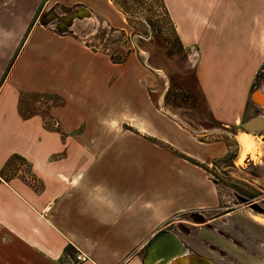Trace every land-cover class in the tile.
<instances>
[{"label":"crops","instance_id":"1","mask_svg":"<svg viewBox=\"0 0 264 264\" xmlns=\"http://www.w3.org/2000/svg\"><path fill=\"white\" fill-rule=\"evenodd\" d=\"M51 1L0 0V264H80L74 260L77 251L89 256L82 264H143L157 231L177 216L216 205L217 189L202 164L214 163L227 147L202 142L198 137L206 135L182 131L159 115L134 59L115 64L78 35L42 26ZM82 3L79 7L110 26L126 29L112 0ZM166 3L186 48L195 43L198 27L201 36H209L200 41L197 68L214 64L213 34L226 31L228 13L206 21L207 16L192 17L183 1ZM254 22L246 33L251 70L264 63V16ZM231 29L238 32L233 24ZM234 60L245 67L248 62ZM253 79L242 96L231 94L229 85L217 91L200 81L211 117L223 128L238 129V140L243 122L264 115L250 98ZM111 87L118 93L128 87L131 95L112 93ZM42 95L61 102L50 113L54 126L46 115L28 110V98ZM110 97L120 105L111 104ZM252 136L257 145L264 139V134ZM14 155L31 165V177L5 174ZM255 155L249 159L264 170L262 152ZM256 181L264 186V172Z\"/></svg>","mask_w":264,"mask_h":264},{"label":"rangeland","instance_id":"2","mask_svg":"<svg viewBox=\"0 0 264 264\" xmlns=\"http://www.w3.org/2000/svg\"><path fill=\"white\" fill-rule=\"evenodd\" d=\"M69 1L71 3L70 6H65L63 4H56V0H52L46 7L50 11L56 10L59 13L72 14L77 7L83 4L82 2H85V0ZM127 1L126 7L129 10L128 17L116 7L127 20L125 30L110 26L95 13L94 20L79 22L76 25V34L83 38V41L87 40V44L90 47L107 54L115 64H123L134 59L142 69V84L149 92L153 106L157 109L159 115H165L159 109V103L163 102V109L166 112L176 115L186 125L184 126L177 120L166 115L178 127H181L183 129L182 131L193 130L200 135H206L198 137V140L208 144L216 142L225 144L227 150L223 148L220 155L216 158L218 165L208 161V164H211L210 169L212 170L209 171L212 175L207 173L210 178L218 174L219 170L225 168L222 162L223 159L226 157H234L237 158L236 160L240 166L236 171L229 170L233 176L229 177V180L231 182H239L238 178L249 179L248 176L241 172V165L245 166L252 155H247L242 163H240L239 160L243 152V147L241 140L237 138L239 134L238 129L235 127L223 128L220 126V123L211 117L200 81L203 82L205 88L214 86L217 91H226V85H229V89L227 90L231 94H239L242 96L246 85H248V81L254 77L250 93L257 88L264 90V63L259 69H247V67L252 65L250 58L252 55L248 52L251 41L246 37L248 30H251V27L255 26L254 17L256 18L258 15L264 16V0H180L185 3V9L189 11L192 17L198 14L201 19L207 16L206 21L209 19L214 20L215 14L222 11V13H228L227 19L231 18V20L229 19L230 23L227 22L224 24L225 32H214L215 26H213V22L211 24L207 22L212 32L217 34H213L217 40H214V44L212 45V48H216V52L213 53V58H217V61L214 64L200 65L201 67L199 69L197 67L202 50L200 41L202 39L207 40L209 37L208 34L204 33L201 36L202 33H199L198 27L193 32L195 43L191 48H186L183 43L181 45L179 42L176 34L173 32V27L165 15L163 7L156 0ZM172 1L168 0L171 3ZM164 3L169 12L166 0H164ZM115 15V18L118 19V14ZM150 19L156 22V24L154 23L156 26L155 29H152L149 24ZM232 24L238 28V32H232ZM85 34H87V37H84ZM262 41L264 43V37H262ZM138 46L146 54L141 53ZM235 56L247 59L246 67L245 63L236 62L234 60ZM146 61L152 67L162 70L163 73H156L149 69L145 64ZM253 72L256 73L255 76ZM117 78L116 76V79L111 81L112 87L117 82ZM112 87L111 92L118 93V88L115 90ZM166 88L168 89L166 90ZM121 91L125 96L131 95V89L128 87L125 88V91L122 89L119 90V93ZM117 95L114 94V96ZM50 96H30L27 101L28 110L31 113L41 112L46 115L47 122L52 123L54 126L50 113L61 102L57 100V97ZM109 102L114 104V106L120 105L119 101V103L116 102L115 97H110ZM202 127L208 132L210 130L215 131L212 134H201ZM240 132H243L241 127ZM253 140L254 138L252 142ZM263 141V138L260 139L258 145L255 143V140L253 142L255 154L256 152H262V157H264ZM165 147H169V145L166 144ZM6 169L5 174L8 177L20 173L21 176L28 175L31 177L33 174L31 165L25 159L14 160V163H11ZM215 170L218 173H215ZM32 184L36 185L37 183L33 182ZM223 193L222 191L220 194L222 195ZM244 211L246 210L241 207L238 214H243ZM188 214L186 213L182 216L175 217L172 221L174 224L167 225L165 228L169 229L175 224L178 226L179 224H184L196 230L199 229L200 226L197 222L186 217Z\"/></svg>","mask_w":264,"mask_h":264},{"label":"flooded vegetation","instance_id":"3","mask_svg":"<svg viewBox=\"0 0 264 264\" xmlns=\"http://www.w3.org/2000/svg\"><path fill=\"white\" fill-rule=\"evenodd\" d=\"M236 159H223L225 168L218 171L220 174L215 170L218 174L211 176L217 189L216 205L186 215L197 221L199 229L184 224L169 229L181 236L191 252L215 264H264V186L256 181L264 170L249 159L245 166L241 165V172L249 179L231 182L229 177L233 176L229 170L236 171L240 166ZM214 164L218 165V161ZM210 168L211 165L202 164L205 173L211 174ZM241 207L246 211L238 214Z\"/></svg>","mask_w":264,"mask_h":264},{"label":"water","instance_id":"4","mask_svg":"<svg viewBox=\"0 0 264 264\" xmlns=\"http://www.w3.org/2000/svg\"><path fill=\"white\" fill-rule=\"evenodd\" d=\"M92 11L79 7L72 14H62L52 10L41 15L40 23L44 27H54L60 34L77 35L75 27L79 22L94 20ZM87 37V34L84 35ZM141 53L146 54L139 46ZM146 66L156 73L162 70L152 67L145 62ZM168 88H166L167 90ZM251 101L264 110V91L262 88L255 89L251 94ZM159 109L167 116L177 120L186 126L176 115L163 109V102L159 103ZM241 129L244 133L262 136L264 134V115L254 116L243 122ZM197 222V221H195ZM143 264H215L211 259L191 252L181 236L174 230L163 228L157 231L146 245V253Z\"/></svg>","mask_w":264,"mask_h":264},{"label":"trees","instance_id":"5","mask_svg":"<svg viewBox=\"0 0 264 264\" xmlns=\"http://www.w3.org/2000/svg\"><path fill=\"white\" fill-rule=\"evenodd\" d=\"M156 1L159 3V5H160L161 7H163V9H164V11H165V15H166L167 19L169 20L171 26L173 27V32L176 34V36H177L179 42H180L181 45H182V41H181V39H180V37H179L177 31H176L175 24H174V22H173V20H172V18H171V16H170V14H169L167 8H166V5H165V3H164V0H156ZM113 3H114V5H115V6H116V7H117V8H118V9H119V10H120V11H121L126 17L129 16V10H128V8L126 7V4L128 3L127 0H113ZM154 23L156 24V22H155L154 20H152V19L149 20V24L151 25L152 29H155V27H156V26L154 25ZM16 159L24 160V158H22L21 156H19V155H14V156L11 157V159L8 161V163H7V167H9V165H11V163H14V160H16Z\"/></svg>","mask_w":264,"mask_h":264},{"label":"bare ground","instance_id":"6","mask_svg":"<svg viewBox=\"0 0 264 264\" xmlns=\"http://www.w3.org/2000/svg\"><path fill=\"white\" fill-rule=\"evenodd\" d=\"M252 139H253L252 134H247V133H243L242 137L240 138L241 145L243 147V152L239 160L240 163H242V161L247 155H252L253 158L255 157V150H254Z\"/></svg>","mask_w":264,"mask_h":264},{"label":"built area","instance_id":"7","mask_svg":"<svg viewBox=\"0 0 264 264\" xmlns=\"http://www.w3.org/2000/svg\"><path fill=\"white\" fill-rule=\"evenodd\" d=\"M74 260L76 263L82 264V263L88 262L90 259H89V256L87 254L77 251L75 254Z\"/></svg>","mask_w":264,"mask_h":264}]
</instances>
